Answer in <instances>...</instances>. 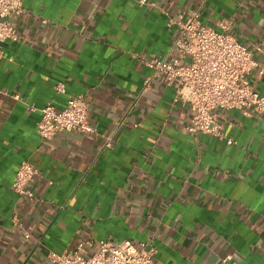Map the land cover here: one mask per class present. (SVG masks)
Here are the masks:
<instances>
[{"label":"crops","instance_id":"0c3cea01","mask_svg":"<svg viewBox=\"0 0 264 264\" xmlns=\"http://www.w3.org/2000/svg\"><path fill=\"white\" fill-rule=\"evenodd\" d=\"M22 4L0 60V264L148 239L153 264H264V116L215 111L236 145L192 134L189 107L140 60L170 55L176 23L197 13L252 52L259 67L248 80L264 91V0ZM78 95L95 132L43 141L40 110ZM24 162L38 171L33 200L11 189Z\"/></svg>","mask_w":264,"mask_h":264},{"label":"built area","instance_id":"2783aa9c","mask_svg":"<svg viewBox=\"0 0 264 264\" xmlns=\"http://www.w3.org/2000/svg\"><path fill=\"white\" fill-rule=\"evenodd\" d=\"M23 10L22 0H0V60L5 43L17 40L9 19L20 15ZM176 25L178 35L172 43L170 55H150L140 60L153 71L154 76L174 87V102L189 107L191 118L187 130L195 135H210L224 140L222 127L216 120V110H238L244 116H264V91L256 90L248 80L251 72L259 66L252 52L227 34V25H220L224 32L217 33L201 25L197 13ZM260 71H264V66ZM56 91L61 92L62 85H58ZM13 98L19 100L17 95ZM72 132H95L88 122L83 96L69 97L62 109L46 104L40 110L37 133L43 141L59 133ZM225 140L227 145L237 144L233 139ZM37 175L38 171L31 164L22 163L11 185L12 191L19 197L33 200L31 185ZM12 220L16 222L17 218L14 216ZM89 246L88 241L79 242L72 250L49 253L48 260L50 264H153L156 255V248L149 239L138 245L129 240L119 243L101 240L92 254L86 253ZM223 263L235 264L228 259Z\"/></svg>","mask_w":264,"mask_h":264}]
</instances>
